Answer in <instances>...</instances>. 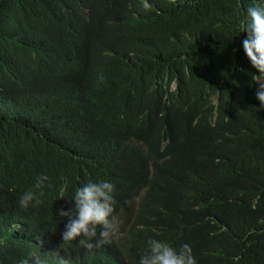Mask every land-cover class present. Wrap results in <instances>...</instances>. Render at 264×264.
Segmentation results:
<instances>
[{
	"label": "trees",
	"instance_id": "1",
	"mask_svg": "<svg viewBox=\"0 0 264 264\" xmlns=\"http://www.w3.org/2000/svg\"><path fill=\"white\" fill-rule=\"evenodd\" d=\"M255 2L0 0V264H135L153 238L264 264V109L240 30ZM100 180L124 235L89 252L56 211ZM28 190L41 203L21 209Z\"/></svg>",
	"mask_w": 264,
	"mask_h": 264
},
{
	"label": "clouds",
	"instance_id": "2",
	"mask_svg": "<svg viewBox=\"0 0 264 264\" xmlns=\"http://www.w3.org/2000/svg\"><path fill=\"white\" fill-rule=\"evenodd\" d=\"M240 30L245 33L241 40L243 53L251 66L256 70L250 75L251 84L256 86L255 98L259 108L264 109V0L243 8ZM49 181L46 175L35 178L36 188H43ZM114 185L107 180L88 181L75 188L68 210L57 209L56 216L65 219L61 233L63 242H75L78 247L92 251L101 245L110 244L124 235L122 220L116 214ZM41 203L39 197L31 190L23 192L18 198L21 209H27ZM19 264H41L37 257L31 260H19ZM58 264H69L60 258ZM135 264H197L189 244L178 247L168 242L150 239L146 242V250L142 251Z\"/></svg>",
	"mask_w": 264,
	"mask_h": 264
}]
</instances>
